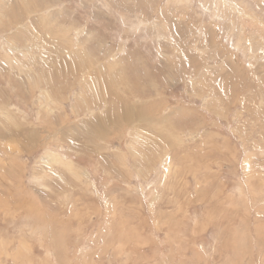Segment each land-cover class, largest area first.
Listing matches in <instances>:
<instances>
[{
	"label": "rangeland",
	"instance_id": "374dc122",
	"mask_svg": "<svg viewBox=\"0 0 264 264\" xmlns=\"http://www.w3.org/2000/svg\"><path fill=\"white\" fill-rule=\"evenodd\" d=\"M0 264H264V0H0Z\"/></svg>",
	"mask_w": 264,
	"mask_h": 264
}]
</instances>
